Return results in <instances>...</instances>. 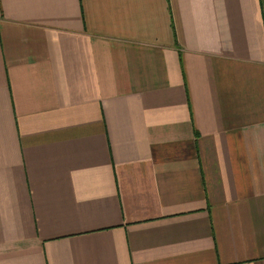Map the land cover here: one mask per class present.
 I'll use <instances>...</instances> for the list:
<instances>
[{
	"label": "crops",
	"instance_id": "crops-1",
	"mask_svg": "<svg viewBox=\"0 0 264 264\" xmlns=\"http://www.w3.org/2000/svg\"><path fill=\"white\" fill-rule=\"evenodd\" d=\"M0 264H264V0H0Z\"/></svg>",
	"mask_w": 264,
	"mask_h": 264
}]
</instances>
